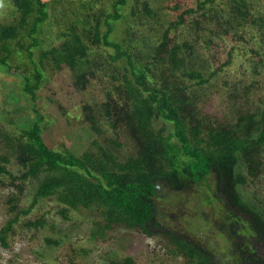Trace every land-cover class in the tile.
<instances>
[{
	"label": "trees",
	"instance_id": "trees-1",
	"mask_svg": "<svg viewBox=\"0 0 264 264\" xmlns=\"http://www.w3.org/2000/svg\"><path fill=\"white\" fill-rule=\"evenodd\" d=\"M218 0H197L196 7L180 8L182 0H174L179 10V19L164 31L163 38L156 45L152 61H148L140 70L134 57L121 44L110 40L113 32L112 20L121 19V9L129 0H115L114 11L94 13L92 36L78 26L66 33V39L59 48H52L44 56L52 55L59 66L67 64L71 69L91 62V49L94 46L115 48L110 55L113 62L118 61L122 71L113 74L117 81L115 90L109 92L103 109L111 127H122L127 131L126 138L132 145V154L121 156L119 150L125 142L120 138L94 141L98 149L87 150L77 155L70 149L57 150L45 141L44 117L30 128L21 130L13 137L5 133L1 136V151L6 150L0 158V175H9L22 193L29 180H37V191L32 204L24 211L29 214L42 198L57 196L65 205L62 210L78 208H96L100 220L92 235L105 239L111 230L128 227L141 233L152 234V226H157V197L161 196L157 184H170L178 191L207 180L210 176L216 179L215 191L220 210L225 209L223 220L219 223L224 244L232 245L230 249L213 250L214 242H204L208 247L200 246L183 237L172 242L177 249L186 251L185 264H264V255L259 252L257 244L264 247V211L257 210L241 196L238 187L254 182L262 175L264 167V108L260 115L249 110H238L233 118L206 110L204 104L209 98V87L213 73L208 76L204 69L188 70L189 80L179 77L180 68L189 69V63L196 56V42L182 41L173 30L177 31L184 23H193L198 30H203L201 23L206 24L211 10L209 4ZM228 3L233 14L244 17L250 14L246 0H221ZM21 11V24L35 13L36 20L31 34L37 33L40 26L49 16V2L46 0H14ZM90 7V6H87ZM91 8V7H90ZM92 14H87L92 17ZM131 16L144 22L154 17L149 1H143L140 8H133ZM105 20H102V18ZM264 25V18L254 20ZM93 24V23H92ZM101 24L108 29L103 33ZM90 25V24H89ZM91 27V25H90ZM18 25L0 24V40L3 49L9 52L8 39L17 38ZM80 31V32H78ZM91 44L87 42V38ZM38 43V37H33ZM125 40V39H124ZM208 46L212 45L208 39ZM104 48V47H103ZM102 52V51H100ZM102 61L93 64L97 69L108 68L111 61L104 53L97 52ZM8 54L0 56V64L10 74L23 77L25 91L36 101L37 91L42 86V72L36 69L32 84L25 68L11 66ZM232 60L231 54L223 68ZM97 62V63H96ZM158 62V63H157ZM262 61L260 65H263ZM61 64V65H60ZM108 65V66H106ZM259 66V63H257ZM168 66V67H167ZM255 70L258 71V68ZM96 70H83L77 77V86L84 89ZM123 81H120V77ZM190 80H196L204 92L191 90ZM243 94H232L233 100H241ZM236 103V104H237ZM85 122L99 136L101 126L90 105L85 106ZM171 123L168 128L167 122ZM246 168L248 175L237 172L240 165ZM15 184V183H14ZM223 194V196H220ZM162 197V196H161ZM12 211L18 208L17 197H11ZM19 216L10 218L0 230V241L10 248L8 238L11 235ZM201 223V229L209 230L208 219ZM32 225H45L44 220L30 222ZM194 230V229H193ZM202 232V231H201ZM194 233H200L194 231ZM199 235V234H197ZM208 241V240H207ZM256 242V243H255ZM212 243V244H211ZM171 245V244H169ZM222 245V244H221ZM114 264H133L132 258Z\"/></svg>",
	"mask_w": 264,
	"mask_h": 264
},
{
	"label": "rangeland",
	"instance_id": "rangeland-1",
	"mask_svg": "<svg viewBox=\"0 0 264 264\" xmlns=\"http://www.w3.org/2000/svg\"><path fill=\"white\" fill-rule=\"evenodd\" d=\"M46 1L49 2V16L39 31L31 34L37 15L31 14L27 23L22 25V14L14 0H0V24L19 26L17 38L8 39L9 52L3 49V41L0 40V56L8 54L11 66L25 68L32 84L36 83V69L43 74L42 86L36 92L37 99L34 101L23 88V77L10 74L0 64L1 136L7 133L17 137L21 130L32 127L43 116L44 138L51 148H67L81 155L87 150L98 149L94 141L116 137L125 142L119 154H132L134 150L126 138L127 131L122 127L114 130L103 109L109 92H113L117 85L113 74L122 71L118 61L113 62L110 56L115 54V48L103 46L97 49L94 46L91 56H88L91 62L78 65L74 70L67 64L59 66L51 54L44 56L46 51L59 48L66 39L65 34L72 32L73 27L83 28L92 36L93 25L96 23L93 21L92 24L90 18H95L94 13L100 14V9L105 13L114 11L115 0ZM143 1L146 0H129L128 5L122 7L123 17L112 20L113 32L110 36V40L121 44L123 49L131 53L140 70L144 69L148 61L153 60L154 50L163 38L164 31L179 19L180 13L174 0H147L155 16L142 22L132 17L131 11L140 8ZM246 1L250 14L245 18L234 15L228 3L218 0L215 5H208L207 8L212 12L207 23H201L203 30H198L193 23H184L177 31L173 30L180 37V43L195 41V54L200 55L190 61L189 69H179V77L187 81L188 70H202L203 64L208 66L204 72L208 76L214 74L209 83V86L212 85L209 87L208 100L205 103L202 101L199 107L204 104L206 110L218 111V114L231 119L238 110H249L260 115L264 108V62L260 65L264 61V25L254 21L264 18V0ZM197 3V0H182L180 8L196 7ZM92 13V17L87 16ZM101 26L104 33L108 27L105 24ZM33 37H38L37 44ZM208 39L212 41L210 46L207 45ZM86 40L91 44V40ZM97 52L104 53L111 61L108 68L97 69L93 64L102 61ZM230 54L231 62L220 68L219 64L225 63ZM85 69L96 70V75L91 76L88 86L82 89L77 86V77ZM119 77V82H122V77ZM189 82L192 91L204 92L196 80ZM244 92L250 93L240 96L238 103L232 99V94ZM86 105L94 108L103 137L86 124ZM167 126V129L171 127L169 121ZM3 153L6 150L1 151L0 147V158ZM237 172L248 175L242 164L238 166ZM215 182L216 179L210 176L182 191L170 184H163L162 197H157V226H152L151 235L123 226L111 230L105 239L101 236L96 239L92 232L98 228L97 223L101 218L96 208L69 209L65 216L62 212L65 205L57 196H52L40 199L31 212L25 214L24 211L35 197L37 180H29L26 190L20 193L16 187L17 181L14 182L9 175H0V230L10 218L19 216L8 238L10 248L4 247L0 241V264H114L127 258H132L133 264H185L186 249L181 251L172 242V238L177 240L178 237L195 244L199 242L205 249L210 247L204 242L211 241L214 242L211 244L215 251L230 249L232 245L222 241L219 223L226 210H220L222 205L212 190ZM238 189L247 203L264 211V167L262 175L255 178L254 182L240 185ZM163 193L166 198H163ZM220 196L224 197L223 194ZM11 197L18 199V208L14 212H11ZM206 218L211 223L208 231L200 228V222ZM38 219L44 220L45 225L30 223ZM256 244L259 252L264 255V247Z\"/></svg>",
	"mask_w": 264,
	"mask_h": 264
},
{
	"label": "flooded vegetation",
	"instance_id": "flooded-vegetation-1",
	"mask_svg": "<svg viewBox=\"0 0 264 264\" xmlns=\"http://www.w3.org/2000/svg\"><path fill=\"white\" fill-rule=\"evenodd\" d=\"M161 185V184H160ZM161 187H163L162 185H161ZM171 189V188H170ZM162 190V188H160L159 189V191H161ZM163 195H164V197L163 198H166V194L165 193H163ZM158 205V204H157ZM157 212H158V210H157Z\"/></svg>",
	"mask_w": 264,
	"mask_h": 264
},
{
	"label": "water",
	"instance_id": "water-1",
	"mask_svg": "<svg viewBox=\"0 0 264 264\" xmlns=\"http://www.w3.org/2000/svg\"><path fill=\"white\" fill-rule=\"evenodd\" d=\"M157 188H158V190H159L160 188H162L161 185H160L159 183L157 184Z\"/></svg>",
	"mask_w": 264,
	"mask_h": 264
}]
</instances>
